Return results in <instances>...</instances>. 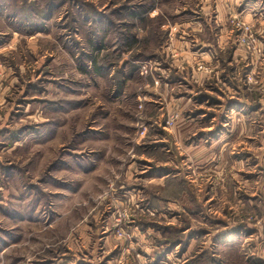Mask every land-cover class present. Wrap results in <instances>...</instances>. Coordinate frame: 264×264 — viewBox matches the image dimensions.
<instances>
[{
  "label": "rangeland",
  "instance_id": "rangeland-1",
  "mask_svg": "<svg viewBox=\"0 0 264 264\" xmlns=\"http://www.w3.org/2000/svg\"><path fill=\"white\" fill-rule=\"evenodd\" d=\"M11 3L0 264H264V0Z\"/></svg>",
  "mask_w": 264,
  "mask_h": 264
},
{
  "label": "trees",
  "instance_id": "trees-1",
  "mask_svg": "<svg viewBox=\"0 0 264 264\" xmlns=\"http://www.w3.org/2000/svg\"><path fill=\"white\" fill-rule=\"evenodd\" d=\"M13 1H14V3H11V5L13 6L12 9H9V12L7 13L8 14V16H7L8 18L13 19V21H15L17 23L20 18H23L24 20H27V21H31V19L33 18V15L34 16L37 15V16L40 17L39 18L40 22L38 24H35V26H29V27L33 28L32 31L33 30L34 31L35 30H39L40 28L41 29L43 28L44 25L42 26V22L46 21V17L48 16L47 13L49 12L48 9H46V12H44L42 14H39V12L41 13L40 9L39 10H34V11L30 10L31 13H27V12L26 13H22L21 11L16 10V9H18V8H16V3H15L16 0H13ZM47 3L49 4L47 8H51V7L56 6L55 3H53L52 1H50V3L49 2H47ZM6 10L7 9L3 10L0 14L5 12ZM43 24H45V23H43ZM16 28L20 29V26H16ZM32 31H29V32H32ZM1 42H2V39H0V43ZM100 61H102V60L100 58H98V57H96L94 59V64H95V68L97 69V72L98 71L100 72L101 69H102Z\"/></svg>",
  "mask_w": 264,
  "mask_h": 264
},
{
  "label": "built area",
  "instance_id": "built-area-1",
  "mask_svg": "<svg viewBox=\"0 0 264 264\" xmlns=\"http://www.w3.org/2000/svg\"><path fill=\"white\" fill-rule=\"evenodd\" d=\"M2 76H3V65L0 62V84H1Z\"/></svg>",
  "mask_w": 264,
  "mask_h": 264
}]
</instances>
